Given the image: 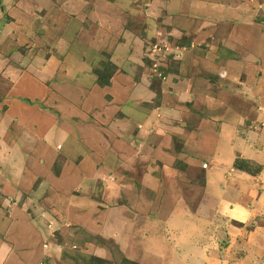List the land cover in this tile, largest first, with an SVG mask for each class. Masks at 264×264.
Wrapping results in <instances>:
<instances>
[{"label": "rangeland", "instance_id": "rangeland-1", "mask_svg": "<svg viewBox=\"0 0 264 264\" xmlns=\"http://www.w3.org/2000/svg\"><path fill=\"white\" fill-rule=\"evenodd\" d=\"M14 1L18 5L20 1H26L27 6H25L27 9L22 6L21 10L24 9L27 16H22L17 11L19 9L16 10L20 7L14 6ZM145 3L146 0H0L1 93H4L1 85L5 84L8 86L6 87V95L12 94L14 96V91L19 93L17 88L32 92L28 80L35 78L41 81L47 78L45 73L51 68L45 67L46 64L53 66L59 61L60 64H63L64 59H68L67 64H77L83 51L86 53L87 63L91 62L92 65H95L92 70L95 78H97L95 71L100 68V62L107 61L110 58L109 50L115 51V58L113 60L111 57V59L116 65L121 66L125 73L131 75V77L138 75L147 78L143 85H149L152 90L160 93V95L161 91L169 94L171 88L179 86L183 89L181 99L190 98L191 104L195 105L192 109L189 108L188 114H185L183 110L181 111L183 106L173 109L175 116L170 118L171 126L190 130V132L186 135V138L185 133L182 136L181 130H178L179 133L175 134L172 140L173 146L167 151V155L172 160H166V155L162 154V156H159L161 161L158 164L156 161L147 163L141 152L139 153L141 157L138 160H135L136 158L131 160L129 145L132 143V135L120 131L123 124L119 119L112 124L118 123L115 125L119 129L118 136L109 139L106 135L110 144V154L105 158L106 163L98 161L96 168L94 166L86 168L81 166L80 163L77 164L81 160L77 158L64 168L63 160L60 157L50 168L53 175H58L61 170L63 171L61 177H66L63 184L67 190L54 187L55 193L49 190L48 192H51L49 197L42 198L37 196L36 191L44 192L43 189L49 188L48 182L43 183L40 180H35L30 193H23L21 197L13 198L10 197L11 194H8V192L6 195L0 193V207L2 203L5 209L13 210L16 215H28L31 221L35 222V226L39 227L38 230L43 236V242L44 240L47 241L48 238L55 240L54 250L60 252H55L56 258H53L54 262L50 261V264H94L95 262L90 260V257L94 256L103 259L104 264H166V260H170L171 263L175 262L174 264H212L214 262V264H264V252L257 248L259 245H264V196L262 195L263 198L259 204L263 208L262 210H255L253 206H248L249 202L252 204L254 194L264 190V182L256 180V182L251 183L253 186L246 183L243 190H239L240 187L236 189L239 185H242V180L245 178L241 174L242 172L240 173L241 170L235 168L237 164H242L245 174L256 175L264 165V152L261 153L263 150L257 149L263 143L252 141V148L248 145L251 131L259 130L261 131L260 136L264 137V71L256 69L253 65V51L249 50L246 55L245 49L237 59H241L240 61L246 59L247 66L245 65V67L248 69L246 71L243 70L244 67L239 69V63H232L235 70H228L229 72L223 70L219 74L220 79L225 80L224 85L226 86L222 88L216 86L212 89L201 87L200 90L204 97L195 98L194 101L196 102L194 103L193 96L190 97V93L187 92L184 84L180 83L178 85L172 81L174 65L181 58L173 55V59L172 55H166L165 52L160 51V47H168L172 43L161 37L144 39L141 36V28H136L135 31L134 21L142 25L141 20L137 21L136 17L143 16ZM7 5H13L11 10L8 9ZM154 8L155 5L153 7L149 6L148 12L152 13ZM246 22H249V20ZM128 25L135 31L133 38L129 37ZM121 27H123V30ZM79 33H82V35ZM126 40H132L133 42V45H130L131 51L128 53L130 54L128 61H125L122 55L123 44L126 43ZM240 40V38L235 39L236 42ZM173 47L176 51L180 50L178 46ZM187 48L193 49L190 46H187ZM171 52L172 49L168 51V53ZM179 54L177 53V55ZM257 61H260L261 66L264 67L263 56H260ZM125 65L126 67H124ZM178 71L181 72V67L177 69L176 73ZM232 71L235 75L233 73L231 75ZM216 82L218 83V79ZM94 83L96 84V79ZM173 89L175 90V88ZM87 92H90V88H87ZM213 93L214 96L211 98ZM102 94L104 92L101 90L100 95ZM142 94L141 91L138 93V95ZM33 96L30 95V92L22 94L24 104H32L31 102L35 100L32 99ZM1 97L3 95H0ZM46 101L45 98L43 102ZM155 101L156 98H153L152 104ZM7 103L9 102H4L1 98L0 120L3 119L1 114L4 112ZM51 104L52 102H49V106L47 104L42 106L41 103V106L44 111L49 110L50 115L60 116L56 111L50 109ZM62 104L61 101L59 106ZM101 104L103 103L101 102ZM132 105L136 104L132 103ZM132 105L128 102L126 106L130 108ZM137 106H134L135 109H137ZM30 107L28 106L27 109L29 110ZM233 108L241 109L237 120H233L231 117L227 118ZM140 111H142L141 108H139L138 114ZM144 116L142 113L134 119L143 122ZM69 119L64 121V123L70 125V133H66V135L75 139L78 137V127L76 125L82 124V121L78 118H74V121ZM60 120H64V118H60ZM95 121L97 122V118H92L91 122ZM227 121L229 124H227ZM23 124L24 128L22 126L21 134L16 135L20 136L25 146H28V144L35 145L40 139L44 138L43 140H45L48 138L47 134L51 128L48 131L46 130L50 125L44 127L43 124L37 123L31 128L28 123L23 122ZM230 124L236 125L234 126L236 127L235 132H237L236 135L238 134L237 136L240 139H246L243 150L244 155L241 157L240 154L235 153L233 158L235 162H231V164L221 162L222 159L218 156V152L222 154V150L215 147L217 138L221 137L218 132L225 131ZM108 126L110 127V125H105V122L97 124L98 131L99 129L105 130ZM38 128L41 134L37 133ZM212 131L213 133L210 135ZM206 135L209 137L208 140ZM56 139L59 140L58 134L54 146L59 152L62 144ZM143 139L144 137L137 136L134 141L141 140L139 141L141 143ZM152 139H155V136H151L150 140ZM201 140H206V145L211 146V151H215L216 163H212V165L209 163L210 165H208L201 162L203 165L200 168L194 167L199 170L198 176L195 178L196 181L191 178L190 183L181 178L183 179V189L181 187L180 191L185 190V203L183 201V205L180 204L182 207L179 206L178 211L175 210L176 206L173 207L172 213L169 212V215H166V224H163L160 222V218L165 213L159 211L161 206L159 208L151 206L147 211L148 207L138 206L136 201L142 202L141 194L145 191L147 185L156 190L158 179L161 180L163 175L166 179L165 188L174 189L176 180L181 181L177 177L172 181L176 172H184L181 169H184L186 165L196 159V157L193 158L194 154H203V151L198 147L192 148L193 146H191ZM74 145H71V150H74ZM236 145L238 147L242 144ZM13 150L1 137L0 173L2 177L11 175L15 171L16 167L12 165L10 157L13 155ZM23 152L25 156H28L30 150L26 148ZM31 153L35 158H40L44 154V150H41L40 156L34 155V150ZM256 156L260 159L259 161L263 162H256L254 160ZM249 157L253 160L248 159ZM41 162H44V160ZM119 162L121 163L119 164ZM221 163L229 165L222 166ZM23 167L18 166V170L20 171ZM104 167L106 171L108 169V175L102 173ZM31 169L32 167L27 166V172H30ZM219 169H222V173L218 171ZM85 170L89 173L88 176ZM211 171L221 176L219 180L221 182L220 188L216 186L218 182L212 179L213 174L210 173ZM47 173H49L48 170ZM83 173L86 174L84 178L79 181L74 180L75 175L81 176ZM131 173H138L145 177L143 185L137 182L136 177L138 175L134 174L132 176ZM178 175L180 177V174ZM86 179H89V182ZM230 179L232 185L230 183V187H227L226 180ZM205 182H207V185H205ZM261 184H263V188H260ZM85 186L92 196L79 198L78 192L85 191ZM226 187L230 188L228 190L230 191L229 195L227 192L222 191ZM245 189H247V192ZM224 193H227L230 198L231 208L235 209L240 205L242 206L239 208L240 211L245 212L244 209H246L248 215L246 214L242 220H239L227 213V210L224 214L219 213L217 207H215L217 202L215 203L214 200L215 198L222 199ZM81 199L84 201L79 205ZM203 199H207L209 210H207V206H201L198 208L197 216H200L202 221L208 218L205 222L207 225L209 224L208 230L204 227L197 228V249H190L189 238L185 236L186 229H184L187 224L185 219L186 204L188 202L197 204ZM134 200L135 204L129 203V201L134 202ZM173 201L174 199L171 198V202ZM213 203H215L214 206H212ZM191 208L193 209L194 206ZM151 216L153 219H150ZM78 217H82L83 221H77ZM127 219H131L134 224H129L130 228H127ZM94 220L100 223L99 226L97 225L99 228H95L96 231L85 228L84 224L90 225ZM150 224L151 226H149ZM115 225H117V228H115ZM169 225L173 227L168 228ZM213 225L216 227L217 233L220 232L219 234L215 233ZM258 236L261 237L258 238ZM256 237L260 239V244H257L258 239ZM202 238L210 239L213 245L210 246ZM201 241L203 242L201 243ZM228 242L230 261L228 259L223 261L218 258L217 250H222ZM63 250L67 251L68 254L64 255ZM50 253L52 255V252ZM201 258L206 260L201 261V263L195 262ZM206 261H209V263H206ZM40 264H45V262Z\"/></svg>", "mask_w": 264, "mask_h": 264}, {"label": "crops", "instance_id": "crops-1", "mask_svg": "<svg viewBox=\"0 0 264 264\" xmlns=\"http://www.w3.org/2000/svg\"><path fill=\"white\" fill-rule=\"evenodd\" d=\"M13 5L20 7L16 8V10L19 9L17 11H19L22 16H27L25 10H21L22 6L27 9L26 1H20L19 5L14 1ZM13 5H7L8 9L11 10ZM154 5L155 8L153 12H148V7H153ZM136 20H141L142 25L138 24L139 22L136 23L134 21L135 31L136 28H141V36L144 39L166 38L172 43V46L184 47L182 50L187 49L185 51L178 50L180 54L177 57L181 59L176 65H174L172 81L176 82L178 85H180V83L184 84L187 92L190 93V97L193 96L194 103L196 102L194 101L195 98L199 96L204 97V94L202 95L200 90L201 87L212 89L216 86H219L220 88L226 86L224 85L225 80H221L219 74L223 70H235L232 63H239V69H242L243 67V70L245 71L248 69L245 67V65L247 66L246 59H243V61L237 59L240 57V53H243L245 49L246 55L249 53V50L253 51V65L256 69L264 71L261 62L257 61L260 56L264 57V0H146L143 16L140 18L136 17ZM248 20L249 22H246ZM128 28L129 30L127 31L129 37L133 38L135 31H133V28H130L129 25ZM121 29L123 30V27H121ZM138 33L140 34V32ZM79 34L82 35V33ZM236 38H240L241 40L236 42ZM130 45H133L132 40H126V43L123 44L124 48L122 49V55L124 56L125 61L129 60L130 54L128 53L131 51ZM187 46H190L193 49L190 50ZM108 53L110 55L109 60L115 64L113 61L115 58V51L108 50ZM78 59H80L79 62L77 64L73 63V65L67 64L68 59H64L63 64H60V61L56 62L53 66L46 64L45 67L51 68L45 73L47 78L42 79L41 81L35 78L28 80L32 92L17 88L19 93L14 91V96L12 94L6 95V87L8 86L6 84L1 85L4 89V93H1L0 88V95H3L1 98L4 102L9 103L6 104V108L3 107L4 112L1 114L3 119L0 120V158L2 137V140L4 138L5 143L9 144L11 149H14L13 155L10 157L12 159V165L16 167L14 173L8 176L6 175V177H2L0 173L1 194L6 195L8 192V194H11L10 197H21L23 193H30L35 180H40L43 183L48 182V189H43L44 192L36 191L37 196H41L42 198H46V196L49 197L51 192L48 191L50 190L54 192V187H60L61 189L67 190L66 186L63 184L66 177H61L63 171L61 170L60 174L57 172L58 175H53L50 167L55 164V161L60 157V159L63 160L62 164L64 168L77 158L81 159L77 164L80 163L81 166L86 168H89L88 166H94L96 168L98 161L106 163L107 160H105V158L110 154V144L106 135H108L109 139L114 138L116 135L118 136L119 129L115 126L118 123L114 125L112 124L119 119L123 124V128H121L120 131L124 133L128 132L132 135V143L129 145L131 160H134L135 158V160H138L141 157L139 155L141 152L142 157L147 163H149V161H156L158 164L161 161V157L159 156H162V154L166 155V160L170 159L169 155H167V151L173 146L172 140L175 134H178V130H181L182 136L183 133H185L184 136L186 138V135L190 132V130L188 131L186 129L171 126L170 118L175 116L173 109L183 106L181 111L183 110L185 114H188L189 108L191 107L192 109L195 107L194 104H191L190 98L181 99L183 89L179 86L173 87L175 90L171 88L169 94L161 91L159 102L152 104L153 98L158 93L152 90L149 85H143L147 78L138 75L131 77V75L125 73L121 66L115 64L117 69L110 80V85L99 87L94 83L96 78L92 69L95 65H92L91 62L87 63L85 51L82 52V56ZM124 67H126V65ZM179 67H181V72L178 71V73H176ZM232 73L235 75L233 71L231 72V75ZM217 79L218 83L216 82ZM87 88H90V92H87ZM101 90L104 92L102 95H100ZM92 91L93 93H91ZM140 91L143 92L142 95H138ZM29 92L30 95H34L32 99L35 100L31 102L32 104L27 105L24 104L22 100V94H27ZM214 93L211 95V98H213ZM45 98L47 101L43 102ZM60 100L63 103L61 106H59L61 103ZM49 102H52L50 109L56 111L61 117H57L53 114L50 115L49 110L44 111L42 106L45 104L49 106ZM101 102L103 104H101ZM128 102L131 103V105L132 103H135L139 107L137 106V109H135L134 106L136 105H132L128 108L126 106ZM28 106H31L29 110L27 109ZM142 106L145 107V109H143ZM139 108L142 109L139 114L143 113L145 115L143 122L135 121L134 119L139 117ZM233 110L227 115V118L231 117L233 120H237L240 116L241 109L233 108ZM60 118H64V120H60ZM68 118H70V121H74V118H78L82 121V124L76 125L78 127V137L75 139L66 135V133H70V125L64 123V121H67L65 119ZM92 118H97V122H91ZM23 122L28 123L31 128L37 123L43 124L44 127L50 125L46 130L48 131L51 128L47 134L48 138L45 140H43L44 138H42V140L40 139L35 145L28 144V146H25L24 143H22L20 136H17L21 132L22 126L24 128ZM104 122L105 125H110V127L108 126L105 130L99 129L98 131L97 124ZM227 124H229L228 121ZM234 126L236 125L230 124L226 127L225 131H215L221 135L220 138H217V145L215 146L218 150H222V154H219L218 152V156L221 157V162H227L229 164L234 162L233 158L235 153L240 154L241 157L244 155L243 150L246 142V139H240L237 136L238 134L236 135V127ZM38 130L39 128L37 129V133L41 134V131ZM251 132L252 134H250L251 138H249L250 141L248 142V145L252 148V141H256L254 143L259 141L264 145V137L260 136L261 131L255 129V131ZM34 133L36 134V132ZM212 133L213 131L210 132V135H212ZM57 134L59 140H56L62 144L59 152L54 146ZM137 136L144 137L141 143L139 142L141 140L134 141V138ZM151 136H155V139L150 140ZM206 138L207 140L209 139L207 135ZM72 144H75L74 150H71ZM236 144L242 145L237 147ZM263 145L257 147V149L263 150L261 153L264 152ZM191 146H193L192 148L198 147V149L203 151V154H194L195 156L193 158L196 157V159H194L192 163L186 165L184 169H181L184 172H176L172 181L177 178H184V180H187L190 183L191 178H193V181H196L195 178L198 176L199 170L194 167L200 168V166L203 165L201 162H205L204 164L208 165L216 163L215 151H211V146L208 147L206 145V140H201ZM26 148H29L30 150L28 156H25L23 152ZM32 150H34V155L40 156L41 150H44V154L41 155L42 157L40 158H35L31 153ZM248 159L253 160L251 157ZM43 160L44 162H41ZM254 160L258 163L263 162L259 161L260 159H258L257 156ZM120 163L121 162H119V164ZM227 163H221L220 165H229ZM77 164L75 163V165ZM18 166L24 167L19 171ZM27 166L32 167L30 172H27ZM47 170L49 173H47ZM218 171H221L222 173V169H219ZM85 172L88 176L89 173L87 170H85ZM107 172L108 169L106 171L104 167L102 173L108 175L109 173ZM210 173L213 174L212 179H215V181L218 182L216 186L220 188L221 182H219V180L221 179V176L216 175L217 173L215 174L212 171ZM240 173L243 174L245 179L242 180V185H239L236 189H239L240 187L239 190H243L246 183H248V185L250 183V186H253L251 183L256 182V180L259 182L261 181L262 183L264 182V165L256 175L245 174L242 170ZM86 174L83 173L81 176L75 175L74 180L79 181L84 178ZM134 174L138 175L136 177L137 182L143 185L145 177L138 173H131L132 176ZM178 174H180V177H178ZM86 180L89 182V179ZM230 180H226L227 187H230V183L232 185V180ZM176 181L178 182L179 180ZM177 182L174 184V189H166V179L163 175L161 180L158 179L157 189L154 190V188L152 189L147 185V188L141 194L142 202L136 201V203H138V206L144 208L148 207L147 211H149L151 206L154 208H159L161 206L159 211H163V214H165L160 218V222L166 224V215H169V212L172 213L171 211L174 210L175 206V210L178 211V207L181 206L180 204L183 205L184 198H186L185 190L180 191L183 186V179L178 183ZM184 184L186 183L184 182ZM205 185H207V182H205ZM86 186L84 188L85 191H81L82 193L78 192L79 198H89V196H92V194L87 191ZM262 186L263 184H261L260 188H263ZM227 187L222 191L227 192L229 195L230 191L228 190L230 188ZM249 189L250 188L248 187V190ZM245 190L247 192V189ZM227 193H224V197L220 200L219 198H215V200L213 199L215 203H217L211 205L214 206L215 204L219 213L224 214L226 213L225 210H227V213L231 214V216L242 220L243 216H246V214L248 215V213H246L248 211L246 209H244L245 212L243 210L240 211L239 208L242 207L240 205L235 208L236 210L231 208L232 203L230 205V198ZM254 195L255 196L252 198L253 201H251L252 204L249 202L248 206H253L255 210H262L264 208L263 203V208L260 207L259 204L263 198L262 195L264 196V190H260ZM190 197L192 199V195ZM171 198L174 199L173 202H171ZM82 201L84 200H79V205L82 204ZM129 203L135 204V200L134 202L129 201ZM186 205L187 212H185V219L187 220V224L184 226V229H186L185 236L189 238L190 249H197V228L204 227V229L208 230L209 225L205 223L208 218L202 221L200 220V216H197L199 212L198 208L201 206H207L206 208L209 210V204L207 199H203L197 204H191V202H188ZM192 206H194L193 209L191 208ZM126 212L128 213V210ZM82 219V217H78L76 220L82 222ZM150 219H153L152 216ZM127 222V228H130L131 226H129V224H133L131 219H127L126 224ZM97 225L99 226L100 223L96 220H94L93 223L91 222L90 225L84 224L85 228L94 231H96L95 228H99ZM149 226H151V224ZM170 227L173 226L169 225L168 228ZM115 228H117V225H115ZM38 229L39 227L35 226V222H32L28 215H16L13 210L5 209V206L1 203L0 264H40L42 262L50 264V261L54 262L53 258H56L55 252H60L54 250L55 240L53 241L51 238H48L47 241L44 240L43 242V236ZM213 229L215 233H217L214 225ZM260 237L261 236H258V238ZM258 238L256 237V239ZM202 240L206 241V243L208 242L210 246L213 245L210 239L202 238ZM259 240L260 239H258L257 244H260ZM203 241H201V243ZM222 241L227 242L226 240ZM228 245L229 242L227 246L224 244L225 247L222 250H217L218 258H221L223 261L226 259L230 261L228 257ZM257 248L264 252V245H259ZM50 252H52V255ZM205 260L206 259L201 258L195 262L201 263V261ZM165 262L166 264L175 263H171L170 260H166ZM206 263H209V261H206Z\"/></svg>", "mask_w": 264, "mask_h": 264}, {"label": "trees", "instance_id": "trees-1", "mask_svg": "<svg viewBox=\"0 0 264 264\" xmlns=\"http://www.w3.org/2000/svg\"><path fill=\"white\" fill-rule=\"evenodd\" d=\"M99 65H100V68L95 71L96 74H97L96 84L99 87L109 86L110 85V80H111L113 74L115 73L117 67L109 59H107V61L100 62ZM154 98H156L155 102H159L160 93H158ZM235 168L239 169V170H242V171H245L242 168V164H237V166H235ZM63 252H64V255L68 254V252L65 251V250H63ZM64 255H63V257H64ZM90 258H91L90 259L91 261L95 262L94 264H104L103 259H101L99 257L94 256V257H90Z\"/></svg>", "mask_w": 264, "mask_h": 264}, {"label": "built area", "instance_id": "built-area-1", "mask_svg": "<svg viewBox=\"0 0 264 264\" xmlns=\"http://www.w3.org/2000/svg\"><path fill=\"white\" fill-rule=\"evenodd\" d=\"M172 49V52L171 53H168V51ZM155 50H158V49H155ZM154 50V51H155ZM160 51L161 52H165L166 55H172V58L174 59V56L175 55L176 57L178 56L177 53H179L178 51L176 52V49H174L173 46L169 45L168 47L164 46V47H160ZM154 54V53H153Z\"/></svg>", "mask_w": 264, "mask_h": 264}, {"label": "clouds", "instance_id": "clouds-1", "mask_svg": "<svg viewBox=\"0 0 264 264\" xmlns=\"http://www.w3.org/2000/svg\"><path fill=\"white\" fill-rule=\"evenodd\" d=\"M178 47H179V48H181L180 50L184 49V47H183V48H182V47H180V46H178ZM182 51H185V50H182ZM182 51H181V52H182Z\"/></svg>", "mask_w": 264, "mask_h": 264}]
</instances>
